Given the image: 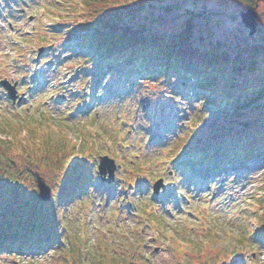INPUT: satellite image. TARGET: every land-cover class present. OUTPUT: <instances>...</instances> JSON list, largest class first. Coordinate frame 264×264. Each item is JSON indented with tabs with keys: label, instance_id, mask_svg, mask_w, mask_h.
<instances>
[{
	"label": "rangeland",
	"instance_id": "obj_1",
	"mask_svg": "<svg viewBox=\"0 0 264 264\" xmlns=\"http://www.w3.org/2000/svg\"><path fill=\"white\" fill-rule=\"evenodd\" d=\"M86 1L0 0V80L17 81L19 93L24 94L22 102L14 103L0 85V155L13 159L22 183L17 193H7L8 183L0 181V208L20 212V205L34 218L32 210L37 206V218L59 229L56 247L33 256L2 254L0 264H82V256L86 264L238 262L234 259L244 253L240 236L245 237V245H251L249 238L256 231L255 240L264 245L259 238L264 227L259 228L264 175L257 176L264 172V155L237 164L240 159L227 156L226 151L222 160L232 157L228 162L233 163L216 172L210 170L218 161L215 154L176 156L185 144L191 143L192 151L213 140L208 138L210 120L204 115L197 119L200 99H180L183 93L177 94L171 80L166 84L161 76L149 78L138 65L134 71L125 68L128 58L102 80L94 67L103 55L84 43L91 33L82 27L81 6ZM145 1L154 4L146 14L164 15L159 28L182 30L186 18H192L193 31L207 41L241 42L250 36L239 15L249 7L245 0ZM162 1L196 4L197 9L190 16L179 8L165 13ZM255 8L260 29L250 38L262 41L264 0H256ZM81 51L89 56L78 58L76 53ZM59 54L66 58L63 73L71 71L76 78L81 72L80 86L61 87L71 78L60 80ZM46 151H50L47 156ZM102 155L118 165L111 183L101 182ZM60 157L64 158L59 161ZM70 168H76L75 173L65 175ZM37 171L51 186L48 202L40 199ZM75 175L85 176L75 181ZM159 178L165 187L156 194L153 187ZM63 180L78 184V192L72 190L63 197ZM84 189L85 196L80 194ZM63 198L70 203H63ZM39 202H51L53 211L48 213V206ZM258 243L247 248L243 264H264V246Z\"/></svg>",
	"mask_w": 264,
	"mask_h": 264
},
{
	"label": "trees",
	"instance_id": "obj_2",
	"mask_svg": "<svg viewBox=\"0 0 264 264\" xmlns=\"http://www.w3.org/2000/svg\"><path fill=\"white\" fill-rule=\"evenodd\" d=\"M245 1L249 7L255 8L256 0ZM161 4H165V13L179 8L181 14L190 16L197 9L196 4L190 5L187 2L168 4L162 1ZM150 7H154V4L145 0L86 1L83 21L85 27L95 29L92 44L104 54L105 59L99 65L100 72L104 75L109 68L119 66L126 58L131 60V66L138 65L142 70H147L151 64L157 65L159 69L169 68L173 73L165 77L168 81L174 80L173 84H176L175 80L178 78L177 82L184 85L183 91L187 88L199 91L192 93L195 97L199 96L202 104L197 112V119L204 115L210 120L207 123L211 129L208 138H213L208 143H203L204 147L214 146L218 153L231 148L230 155L241 156L240 158L257 152L264 155V39L258 41L245 35L241 42L207 41L202 37L198 38L193 31L192 18H186L182 30L159 28L166 19L164 15L156 18L151 15L154 13L146 14ZM191 63H195V69L189 68ZM46 152V156L49 155L50 151ZM63 158L58 159L61 161ZM13 162L11 157L0 155V181L8 183L9 187L4 189L7 193H17L22 184L20 172L15 171ZM75 171L76 168H70L65 175ZM263 175L264 172H261L257 176ZM70 181L63 180L60 184L63 186V197L75 186ZM62 202L69 204L65 198ZM16 203L17 201H13V204ZM40 204L47 205L43 202H39ZM47 206L48 213L52 212L53 209L49 210L51 202ZM263 206L261 203L259 208L264 209ZM36 207L32 210L34 218L30 212L29 215L28 211L20 209V205L17 206L20 212L0 208V213L3 214L0 216V255L13 252L42 254L57 246L55 242L59 229L44 224L40 216L37 218L40 211ZM259 208L256 210L257 214ZM262 216L264 212L260 216L259 228L264 226ZM61 225L67 227L64 222ZM249 233L248 230L246 238L250 236ZM82 235L86 237L85 233ZM260 237L264 243V227L260 229ZM249 239L254 244L245 245V237L238 238L243 252L257 245L252 237ZM211 244L214 245V242ZM239 246L234 250L235 257L239 255ZM223 252L229 254L226 248H223ZM242 254L239 259H234L239 260L238 262L230 264H243L244 253ZM80 262L86 264L83 256ZM259 262L256 261L255 264ZM222 264H226V261Z\"/></svg>",
	"mask_w": 264,
	"mask_h": 264
},
{
	"label": "water",
	"instance_id": "obj_3",
	"mask_svg": "<svg viewBox=\"0 0 264 264\" xmlns=\"http://www.w3.org/2000/svg\"><path fill=\"white\" fill-rule=\"evenodd\" d=\"M240 18L244 26L249 30V35H254L259 27L258 12L256 9L253 7L245 8L240 12ZM3 84L9 89L11 97L15 100L17 96L15 85H10L8 82H3ZM99 168L100 173L103 176H105L107 171L109 172V181L114 179L116 164L113 159L109 158L108 156L101 157ZM36 179L41 200L48 202L51 199V186L46 182L45 178L39 172H36ZM103 179H105V177ZM161 186L162 180H159L155 185V191L159 192Z\"/></svg>",
	"mask_w": 264,
	"mask_h": 264
}]
</instances>
